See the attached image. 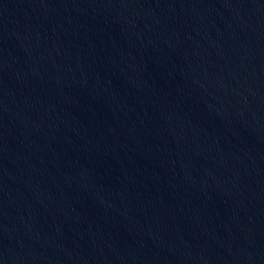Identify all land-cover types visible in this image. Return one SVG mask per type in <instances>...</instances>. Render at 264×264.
Listing matches in <instances>:
<instances>
[{
	"label": "water",
	"instance_id": "95a60500",
	"mask_svg": "<svg viewBox=\"0 0 264 264\" xmlns=\"http://www.w3.org/2000/svg\"><path fill=\"white\" fill-rule=\"evenodd\" d=\"M0 264H264V0H0Z\"/></svg>",
	"mask_w": 264,
	"mask_h": 264
}]
</instances>
